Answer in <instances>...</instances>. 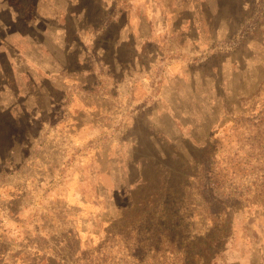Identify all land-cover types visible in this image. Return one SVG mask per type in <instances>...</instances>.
I'll return each instance as SVG.
<instances>
[{"label":"rangeland","instance_id":"374dc122","mask_svg":"<svg viewBox=\"0 0 264 264\" xmlns=\"http://www.w3.org/2000/svg\"><path fill=\"white\" fill-rule=\"evenodd\" d=\"M0 264H264V0H0Z\"/></svg>","mask_w":264,"mask_h":264}]
</instances>
